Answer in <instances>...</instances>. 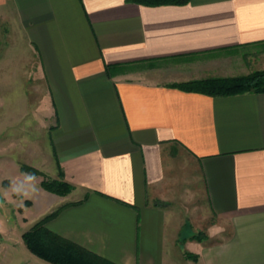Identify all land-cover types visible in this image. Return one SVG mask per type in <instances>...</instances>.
Wrapping results in <instances>:
<instances>
[{"label":"crops","instance_id":"1","mask_svg":"<svg viewBox=\"0 0 264 264\" xmlns=\"http://www.w3.org/2000/svg\"><path fill=\"white\" fill-rule=\"evenodd\" d=\"M263 44L264 0H0V213L26 225L0 264H51L20 238L60 207L47 229L114 264H264V93L172 87L260 70Z\"/></svg>","mask_w":264,"mask_h":264},{"label":"trees","instance_id":"2","mask_svg":"<svg viewBox=\"0 0 264 264\" xmlns=\"http://www.w3.org/2000/svg\"><path fill=\"white\" fill-rule=\"evenodd\" d=\"M143 6L185 5L191 0H127ZM133 64L106 65L108 76L124 73L132 69ZM172 87L185 92L201 93L215 97H226L243 93H264V70H256L247 75L226 78H206L173 84ZM21 171L31 176L41 175V186L54 194L64 196L74 187L63 179H50L36 169L22 165ZM62 207L48 214L22 234L27 249L38 258L51 264H114L93 252L53 233L46 227L47 221L54 218ZM200 240L201 235L194 237ZM189 259L196 260L195 255L186 254Z\"/></svg>","mask_w":264,"mask_h":264},{"label":"rangeland","instance_id":"3","mask_svg":"<svg viewBox=\"0 0 264 264\" xmlns=\"http://www.w3.org/2000/svg\"><path fill=\"white\" fill-rule=\"evenodd\" d=\"M259 49H261L263 51L261 53L259 52V54H258V58H257L258 62H256L255 68L261 67L259 69L260 70H264V44ZM136 68H138V69L135 70V68H134V71H138L139 70V71L143 72V70H147V69L149 70V69H151L153 67L149 63L148 64L144 63V64L137 65ZM26 174H28V173H26ZM29 176H31V175H29ZM38 176H40L41 181H42L43 177L41 175H38ZM32 177H36V176H32ZM45 177H47V176H45ZM41 181H40V185H41ZM42 189L45 190L43 187H42ZM45 191H47V190H45ZM47 192H49V191H47ZM49 193H51V192H49ZM70 193H68L67 195H69ZM52 194H54V193H52ZM55 195H57V194H55ZM67 195H64V196L57 195V196L65 197ZM19 207L23 208L22 210L24 211V216H27L30 213L31 209L34 210V208L29 209L26 206H23V203ZM1 212H3V211H1ZM14 216H15V213H13V210H11L9 212V214H7V215H5L4 213H0V220L3 221V222L0 221V223H2V224H0V231L3 232L2 236H4V238L6 239L5 243L7 242L6 244L9 245V246H11V244H13V243H15L17 241L15 237H17V235H19L21 232L25 231L23 228H25V226H26V225H23V227H21V228L20 227L19 228H15V224L13 222H6V221H13ZM8 217H10L11 219L8 218ZM2 230H5V231H2ZM9 235H10L11 238H9ZM20 239L22 240V238H20ZM9 241H12V242L10 243Z\"/></svg>","mask_w":264,"mask_h":264},{"label":"clouds","instance_id":"4","mask_svg":"<svg viewBox=\"0 0 264 264\" xmlns=\"http://www.w3.org/2000/svg\"><path fill=\"white\" fill-rule=\"evenodd\" d=\"M31 179H34V177H31V176H29V180H31ZM19 191V190H18ZM25 195L27 194V193H24Z\"/></svg>","mask_w":264,"mask_h":264}]
</instances>
